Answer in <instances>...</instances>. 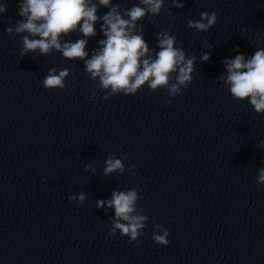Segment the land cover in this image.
Returning a JSON list of instances; mask_svg holds the SVG:
<instances>
[{
  "label": "clouds",
  "instance_id": "obj_1",
  "mask_svg": "<svg viewBox=\"0 0 264 264\" xmlns=\"http://www.w3.org/2000/svg\"><path fill=\"white\" fill-rule=\"evenodd\" d=\"M184 0H138L128 9L121 10L119 4L112 0H19L17 15L22 19L15 21V27H8L5 32L9 37L19 35L21 38L22 57L29 53L50 56L60 53L69 61L79 60L84 64V71L92 80H98L95 88L106 93L104 100H110L118 94L132 96L144 86L151 92L166 89L170 98L187 90L196 70V56H189L181 44L177 47L176 37L168 31L156 34L158 51L149 47L144 39V27L138 26L146 16H158L162 10L172 16L171 8H184ZM103 7L108 11L98 15ZM6 2H0V14L7 12ZM101 23L100 32L105 37L98 41V46L89 52L86 50L89 38L97 36L95 25ZM150 23H155L150 21ZM217 23V13L200 12V19L187 21V28L200 33H207ZM82 34V38L66 40L73 33ZM207 46V41L202 47ZM234 51L239 53L237 46ZM211 53L202 51L201 63L210 62ZM225 71L217 77L234 100L248 101L257 114H264V48L254 51L251 56L237 54L234 58L221 61ZM73 75L67 68L57 70L52 67L42 81L45 90L63 91L65 80ZM93 98L96 92H92ZM171 100H166L169 104ZM260 146H264L261 142ZM125 154L117 158L109 154L104 161L103 175L109 177L114 173L123 175L126 171ZM136 165L127 168L135 176ZM85 171H95L92 164L86 165ZM44 182H47L46 178ZM257 187L264 186V167L258 169ZM70 202L83 205L87 196L84 192L74 193L68 197ZM143 195L138 187L127 190L115 189L111 198L97 200L96 207L114 210L109 218L111 227L108 235L119 233L129 238V243L139 246V237L144 235L150 217L138 202ZM170 231L162 224L153 223L152 239L158 246H167ZM183 247V245H181Z\"/></svg>",
  "mask_w": 264,
  "mask_h": 264
}]
</instances>
